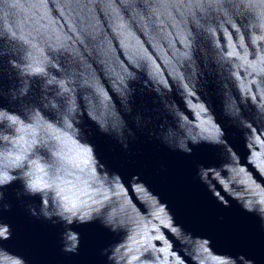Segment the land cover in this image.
Masks as SVG:
<instances>
[{
	"label": "water",
	"instance_id": "obj_1",
	"mask_svg": "<svg viewBox=\"0 0 264 264\" xmlns=\"http://www.w3.org/2000/svg\"><path fill=\"white\" fill-rule=\"evenodd\" d=\"M0 264H264V0H0Z\"/></svg>",
	"mask_w": 264,
	"mask_h": 264
},
{
	"label": "snow or ice",
	"instance_id": "obj_2",
	"mask_svg": "<svg viewBox=\"0 0 264 264\" xmlns=\"http://www.w3.org/2000/svg\"><path fill=\"white\" fill-rule=\"evenodd\" d=\"M56 155L59 156L60 155V152L57 151ZM36 172L37 173H43L44 170L42 168H40L39 165H37L36 166ZM53 177H55V172L53 173ZM42 180H43V175H38L37 178H36V180H35V184L36 185H39ZM73 207H75V205H73Z\"/></svg>",
	"mask_w": 264,
	"mask_h": 264
}]
</instances>
